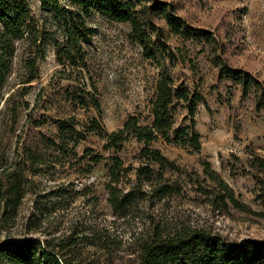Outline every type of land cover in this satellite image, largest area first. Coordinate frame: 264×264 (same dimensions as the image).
Masks as SVG:
<instances>
[{
	"label": "rangeland",
	"instance_id": "1",
	"mask_svg": "<svg viewBox=\"0 0 264 264\" xmlns=\"http://www.w3.org/2000/svg\"><path fill=\"white\" fill-rule=\"evenodd\" d=\"M166 1L174 3L190 23L215 31L222 40L231 26L241 52L231 53L230 62L264 79V0ZM27 2L37 19L42 55L38 78L23 85L29 51L24 44L18 45L6 85L9 100L0 106V176L10 179L19 171L27 179L18 214L1 228L0 239L49 241L57 250L64 249L62 254L71 264H137L142 244L158 227L173 232L189 226L232 241H264V186L259 182L264 176L250 163L252 153L264 158V110L257 112L252 97L243 98L239 86L218 79L204 45L172 35L166 23L158 21L162 39L157 59H147L140 45L129 38V23L94 13L87 23L97 34L85 46L84 79L76 80L74 69L57 61L58 43H66L60 21L43 10L39 0ZM164 69L177 86L184 85L204 98L194 117L202 148L195 153L163 139L153 142L152 149L161 150L180 166L181 173L167 177L181 184L182 194L162 203H142L128 216L119 217L108 203L107 165L116 155L132 168L120 184L128 189L136 180L145 144L130 137L116 153L105 150L106 140L89 129L97 119L104 131H117L134 116L141 125L150 126L157 81ZM22 86H31L25 97L19 93ZM82 98L88 102L86 107ZM93 99L99 101L100 110L90 103ZM73 119L71 124L83 138L77 145L59 138V122ZM191 124L182 102L174 127ZM88 150L104 160L95 165L90 161L92 153L83 158ZM203 162L211 164L246 209L230 203L219 208L207 202L203 192L214 190L215 185L206 176Z\"/></svg>",
	"mask_w": 264,
	"mask_h": 264
},
{
	"label": "trees",
	"instance_id": "2",
	"mask_svg": "<svg viewBox=\"0 0 264 264\" xmlns=\"http://www.w3.org/2000/svg\"><path fill=\"white\" fill-rule=\"evenodd\" d=\"M39 1L41 8L58 19L64 29L66 43H58L57 61L64 67H72L77 73L76 80L84 79V71L87 70L85 46L90 45L97 34V30L87 23L94 13L111 21L129 23V38L140 45L147 59H157L156 48L161 45L162 39V30L157 22L163 21L172 35L204 45L218 79L239 86L243 98L252 97L257 112L264 110V79L244 67L234 66L229 60L231 53L236 55L241 52V46H235L237 36L231 26L226 28L225 40H222L215 31L190 23L179 14L174 3L166 0ZM195 1L202 4L217 0ZM40 39L37 19L27 0H0V106L9 100L6 98V85L20 43L27 46L29 51L25 59L27 76L22 84H31L38 78L37 62L42 55ZM30 87L22 86L19 89L21 97L28 94ZM81 91L90 95L86 90ZM81 101L84 107L88 105L85 98ZM203 101L204 98L197 91L191 92L184 85L177 86L169 71L164 69L157 81L150 126L141 125L139 118L134 116L123 128L109 133L101 128L97 119L93 120L89 131L98 132L106 140L105 150L120 152L130 137L145 144L140 153L142 163L136 169V180L128 189H121L120 184L132 168L125 167L123 160L116 155L111 157L107 165L110 179L107 184L108 203L114 214L126 217L142 203H162L182 194L181 184L167 177L168 173H181L180 166L150 145L163 139L168 145L188 146L193 152L199 153L202 148L201 134L195 129L194 117L198 105ZM182 102L187 106L192 124L175 128V115ZM90 103L100 110L98 100L93 99ZM73 121L59 122V138L69 139L77 145L83 138L71 124ZM67 135L69 138H66ZM91 153L90 161L93 164L98 165L104 160L101 155H93L92 150L86 151L83 158ZM251 159V166L264 176V158L252 153ZM203 166L206 176L215 185L214 190L203 192L207 202L219 208L230 203L235 208L246 209L231 186L211 168V164L203 162ZM26 182L27 179L19 171L10 179L0 176V230L16 218L25 197ZM259 182L264 186L263 180ZM141 247L137 264H264V241H232L219 234L189 226H182L173 232L158 227ZM63 251V248L57 250L49 241L38 238L7 237L0 239V264H71L62 254Z\"/></svg>",
	"mask_w": 264,
	"mask_h": 264
}]
</instances>
